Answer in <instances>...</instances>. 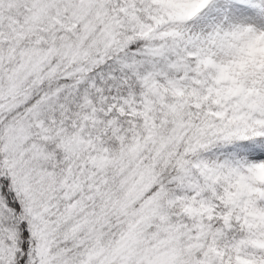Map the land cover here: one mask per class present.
<instances>
[{
	"label": "snow or ice",
	"instance_id": "1",
	"mask_svg": "<svg viewBox=\"0 0 264 264\" xmlns=\"http://www.w3.org/2000/svg\"><path fill=\"white\" fill-rule=\"evenodd\" d=\"M0 264H264V0H0Z\"/></svg>",
	"mask_w": 264,
	"mask_h": 264
}]
</instances>
